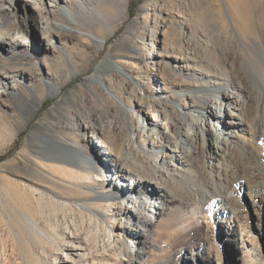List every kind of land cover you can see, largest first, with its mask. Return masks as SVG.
I'll return each instance as SVG.
<instances>
[{
  "label": "rangeland",
  "instance_id": "obj_1",
  "mask_svg": "<svg viewBox=\"0 0 264 264\" xmlns=\"http://www.w3.org/2000/svg\"><path fill=\"white\" fill-rule=\"evenodd\" d=\"M219 7L227 29L218 18ZM11 12L0 20L18 18L21 13L16 6ZM55 16L53 26L65 22L60 14ZM113 16L110 24L88 29L105 39L101 46L81 39V29L73 26L65 38L54 35L49 50L33 41L25 50L14 46L0 53V264H53L72 232L73 237L85 238L94 251H100L108 235L120 232L121 223L125 230L134 231L135 222L117 213V207L127 205L120 192L131 181L117 180L107 170L118 157L112 140L118 142L119 150L124 147L125 154L126 142L152 117L147 105L183 103L182 96L175 95L183 87L181 80L193 75L204 85L210 78L231 79L223 58L229 44L235 42L228 31L234 33L237 23L233 24L221 0H127L124 14ZM246 17L257 20L253 12ZM33 20L27 19V25L37 40L42 34ZM262 21L264 27V17ZM238 26L242 31L247 27ZM237 51L235 57L240 56ZM188 55L195 60L188 62L187 72L180 65L186 64ZM107 56L134 63V67H126L129 76L108 69L98 79H91ZM163 68L166 75L161 77ZM48 82L59 88L57 94L49 95ZM232 87L224 91L230 94ZM214 122L208 121L213 131ZM100 128H108L110 138L101 137ZM216 130L222 133L220 124ZM138 140L147 149L153 142L151 138ZM71 152L78 156L73 158ZM130 152L128 163L135 154ZM252 152L264 160V141L252 145ZM248 194L243 192L242 201L251 206ZM149 201L140 200L138 210L152 226L139 225L142 235L138 239L147 237L153 245L144 263L157 264L159 256L171 259L190 244L191 232L181 225L182 204H171L169 211L157 217ZM19 216L35 221L37 230L23 231ZM250 226L264 246V233L259 235L257 230L264 231V215L259 223L252 217ZM124 239L126 252L138 253L139 240ZM229 254L222 257L223 264H241L235 245Z\"/></svg>",
  "mask_w": 264,
  "mask_h": 264
},
{
  "label": "bare ground",
  "instance_id": "obj_2",
  "mask_svg": "<svg viewBox=\"0 0 264 264\" xmlns=\"http://www.w3.org/2000/svg\"><path fill=\"white\" fill-rule=\"evenodd\" d=\"M221 1L233 24L237 23L233 34L228 31L235 42L229 44L223 58L224 64L230 68L231 79L210 78L205 80L206 85L193 75L186 81L181 80L183 87L175 95L182 96L183 103L172 101L169 105L163 104V108L160 107L163 105H147L152 117L145 126H139L138 135L126 142L125 154L124 147L119 150L116 140L111 142L118 150V157L107 170L117 180L131 181L129 188L120 192L123 194L122 201H127V205L124 209L123 204L117 207V213L120 217L131 218L136 229L125 230L121 223L120 232L114 237L108 235V240L103 245L101 243L100 251H94L85 238L75 237V234L73 237L70 231L65 235L68 238L65 250L62 246V252L55 254L53 264H145L148 250L153 245L147 237L138 239L142 235L138 226L151 227L152 223L138 210L141 209L139 201L142 199H151L150 207H154L157 217H162L171 204H182L181 225L191 232L190 244L176 251L171 259L159 256L157 264H184L186 261L189 264H223L222 257L228 258L234 245L239 250L241 264H264V246L250 226L252 217L259 223L264 215V160L252 152V145L264 141L263 1ZM126 2L0 0V18L9 14L15 6L21 11L18 18L0 20V53L3 48L10 51L14 46L25 50L33 41L49 50L53 47L54 35L59 39L65 38L66 34L71 35L73 26L81 29V39L101 46L105 39L93 36L88 29L110 24L114 20L113 14L122 16ZM250 12L257 14V20L252 22L246 17ZM57 14L64 17L65 22H58L55 27L51 21ZM31 18H34L32 22L42 38L34 40L27 25V19ZM218 18L227 29V19L220 7ZM240 24H246L245 31L238 26ZM237 50L241 52L239 57H235ZM178 59L181 61L180 57ZM185 59L186 64L180 66L188 72V62L195 58L188 55ZM126 67L132 68L134 63L114 61L112 56H107L97 66L91 79L105 74L108 69L128 77ZM160 74L161 77L166 75L164 68ZM229 85L234 89L230 94L224 91ZM47 88L51 96L59 91L52 82L47 83ZM222 108L224 113L220 114ZM211 120L215 121V131L208 123ZM219 124L221 134L216 130ZM226 127L228 132L224 133ZM107 129L100 128L97 133L110 138ZM145 137L153 139L149 149L138 142V139L141 142L146 140ZM133 150L132 162L128 163V156ZM71 153L69 155L73 158L78 156L75 152ZM246 190L251 206L242 201ZM82 207L86 208L85 204ZM19 217L18 225L23 231L37 230L35 221L28 216ZM257 230L259 235H263V229L258 227ZM125 236L139 240L141 246L138 253L126 252Z\"/></svg>",
  "mask_w": 264,
  "mask_h": 264
}]
</instances>
